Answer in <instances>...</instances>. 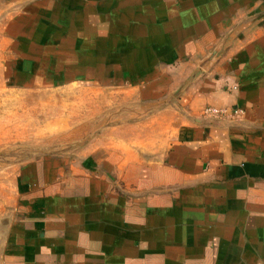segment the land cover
Instances as JSON below:
<instances>
[{
  "label": "crops",
  "instance_id": "1",
  "mask_svg": "<svg viewBox=\"0 0 264 264\" xmlns=\"http://www.w3.org/2000/svg\"><path fill=\"white\" fill-rule=\"evenodd\" d=\"M0 2L11 82L137 101L20 165L1 264H264V0Z\"/></svg>",
  "mask_w": 264,
  "mask_h": 264
},
{
  "label": "rangeland",
  "instance_id": "2",
  "mask_svg": "<svg viewBox=\"0 0 264 264\" xmlns=\"http://www.w3.org/2000/svg\"><path fill=\"white\" fill-rule=\"evenodd\" d=\"M8 10L0 2V254L20 165L43 151L72 150L80 138L105 123L108 115L135 116L137 102L133 92L120 88L86 83L28 87L11 82L5 33Z\"/></svg>",
  "mask_w": 264,
  "mask_h": 264
},
{
  "label": "built area",
  "instance_id": "3",
  "mask_svg": "<svg viewBox=\"0 0 264 264\" xmlns=\"http://www.w3.org/2000/svg\"><path fill=\"white\" fill-rule=\"evenodd\" d=\"M204 113H208V114H215V115H219L221 113H225L227 111V108L225 107H218V106H212V105H207L203 108Z\"/></svg>",
  "mask_w": 264,
  "mask_h": 264
}]
</instances>
